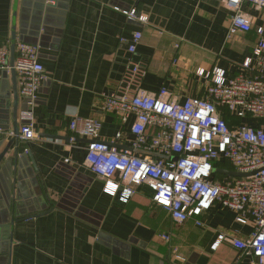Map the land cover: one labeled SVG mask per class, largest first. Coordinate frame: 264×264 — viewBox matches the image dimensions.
<instances>
[{
    "label": "crops",
    "instance_id": "0c3cea01",
    "mask_svg": "<svg viewBox=\"0 0 264 264\" xmlns=\"http://www.w3.org/2000/svg\"><path fill=\"white\" fill-rule=\"evenodd\" d=\"M132 10L147 21L130 18ZM244 11L254 26L264 24L263 10ZM231 15L221 0H0V45L11 50L14 32L16 42L38 45L48 75L30 103L12 71L0 73V153L14 123L20 129L33 117L39 133L25 143L18 136L27 157L18 167L8 156L0 163V264H259L225 238L249 237L252 224L220 204L200 216L201 225L195 218L176 223L146 185L128 202L106 193L85 163L87 139L72 141L69 128L75 116L97 117L102 138L123 129L126 139L117 145L131 149L134 119L124 124L102 109L131 59L145 65L146 89L167 87L180 100L205 94L197 69L241 73L257 35L227 38ZM139 31L133 55L121 39Z\"/></svg>",
    "mask_w": 264,
    "mask_h": 264
},
{
    "label": "built area",
    "instance_id": "2783aa9c",
    "mask_svg": "<svg viewBox=\"0 0 264 264\" xmlns=\"http://www.w3.org/2000/svg\"><path fill=\"white\" fill-rule=\"evenodd\" d=\"M221 1L232 11L227 38L252 30L257 35L241 73L229 75L219 66L207 71L197 69L206 80L205 94L180 100L167 87L146 89L145 65L131 59L119 84L102 103V109L119 116L122 123L134 119L129 128L131 138L127 139L131 149L117 145L126 139L123 129L111 140L102 138L103 122L97 117L75 116L69 128L72 141L77 137L88 140L85 163L104 180L106 193L128 202L139 186L146 185L153 191L154 202L176 223L195 218L201 225L200 216L220 204L234 211L237 221L251 223L253 228L247 238L223 234L219 238L229 239L242 254H250L264 264V24L254 26L244 11L246 5L264 11V0ZM126 14L147 21L136 10ZM142 38L139 31L131 41L125 37L121 40L134 55ZM39 56L38 45L20 40L12 64L10 47L0 45V73L15 69L19 92L30 103L48 78ZM224 108L244 121L230 126L222 117ZM36 139L39 133L30 117L19 129V140L25 143ZM223 161L247 175L224 173L217 177L219 170H227L217 165ZM162 238L171 240L169 234Z\"/></svg>",
    "mask_w": 264,
    "mask_h": 264
},
{
    "label": "water",
    "instance_id": "95a60500",
    "mask_svg": "<svg viewBox=\"0 0 264 264\" xmlns=\"http://www.w3.org/2000/svg\"><path fill=\"white\" fill-rule=\"evenodd\" d=\"M48 1L51 2L53 0H48ZM15 48H16V33L14 32L13 33L12 48H11L12 64L14 63V59H15ZM11 71L15 77V84H17L16 71H15V69H12ZM5 73H8V72H5ZM15 93L18 96L17 91ZM0 130H2L4 132V131H6V128L0 127ZM3 132H1V133H3ZM18 136H19V127H18V124L14 123V130H13V134L11 136V139L5 144L3 150L0 153V163L3 162L4 159L8 156L9 159L6 160V163L11 162V163L15 164L16 167H18V165L21 164L22 161L27 158L26 154H24L23 152H20V148L18 147ZM0 141H2V136L0 138ZM3 144H4V140L2 141V145ZM12 148H14V154L13 155L11 154ZM27 155H30L29 157H31L33 164L35 166V169H36V171H38V168H37V165L35 163L33 155H31V153H28ZM153 155L156 157H166L160 153H153ZM221 171L227 175H232V176H246L247 175L245 173H240V172H237L235 170H221ZM32 216H34V215H32Z\"/></svg>",
    "mask_w": 264,
    "mask_h": 264
},
{
    "label": "trees",
    "instance_id": "16d2710c",
    "mask_svg": "<svg viewBox=\"0 0 264 264\" xmlns=\"http://www.w3.org/2000/svg\"><path fill=\"white\" fill-rule=\"evenodd\" d=\"M221 114H222V117L227 121V123L232 127H234L240 123V119L237 116H235L234 114H232L227 108H224L222 110ZM217 165L220 168L222 167V168H225L227 170H232V166L226 161H223L221 163H217ZM223 174H224V172L219 170L216 175H217V177L221 178L223 176Z\"/></svg>",
    "mask_w": 264,
    "mask_h": 264
}]
</instances>
